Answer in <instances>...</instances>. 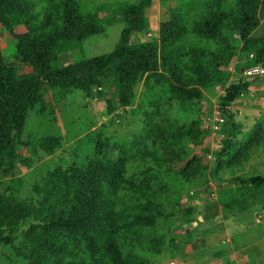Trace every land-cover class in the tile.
Returning <instances> with one entry per match:
<instances>
[{"label":"trees","instance_id":"trees-1","mask_svg":"<svg viewBox=\"0 0 264 264\" xmlns=\"http://www.w3.org/2000/svg\"><path fill=\"white\" fill-rule=\"evenodd\" d=\"M156 1L90 6L78 0H0V24L15 41V58L31 69L20 74L5 62L0 48V181L14 177L20 163L27 169L36 163L33 157L20 161L21 148L52 156L64 147L58 136L23 139L30 111L44 107L46 84L88 97L95 90L110 117L133 105L135 90L143 82L147 87L152 80L167 82L183 105L202 100L212 83L227 82L229 69L241 56L253 55L237 66L241 74L264 64V35L258 34L264 22V0H167L158 38L132 44L134 34L151 28L148 11ZM118 21L124 28L112 52L60 65L59 47L76 53L87 39L104 35ZM17 28L25 31L16 33ZM248 88V81L241 80L221 98L223 147L211 175L220 184L230 181L254 196L243 204L231 194L219 195L218 201L209 199V219L217 215L218 206L264 209V177L240 175L245 165L264 153V115L246 133L247 126L228 110ZM155 106L156 98L149 91L142 102L148 124L143 150L126 151L122 159L100 150L87 166L51 174L48 188L44 191L36 185L35 198L27 201L0 194V247H14L27 264H148L145 258L125 253L122 246L162 254L163 248L145 244V234L164 217L169 189H162L151 174L173 176L171 167L181 160L178 152L184 140L197 142L201 133L195 126L158 128L153 124ZM131 163L141 165L146 175L139 178L131 173ZM185 172L181 170L179 177L194 183L197 172ZM21 186V180L11 181L15 191ZM28 222L32 224L22 244L15 245Z\"/></svg>","mask_w":264,"mask_h":264},{"label":"rangeland","instance_id":"rangeland-1","mask_svg":"<svg viewBox=\"0 0 264 264\" xmlns=\"http://www.w3.org/2000/svg\"><path fill=\"white\" fill-rule=\"evenodd\" d=\"M85 1L90 6L93 4L112 3H135L139 0H78ZM167 0H157L148 11L151 20V28L140 34H134L132 44L149 41L158 38L159 27L165 18V5ZM124 24L118 21L108 28L104 35H96L85 41L76 53H65L59 47V63L68 66L77 58H93L112 52L120 41ZM24 28H17L16 33L24 32ZM258 34L264 35V22L258 30ZM0 48L2 49L5 62L16 67L20 74L30 72L31 69L15 58V41L12 36L0 24ZM249 58L241 56L238 64L228 71V81L225 83H212L205 91L204 98L195 103L185 102L180 105L177 98L171 94V88L167 82L152 80L151 87L143 82L136 88V99L128 109H121L114 115L107 117L103 112V100L97 96L95 90L91 97L85 93L72 90L69 92L54 89L49 84L43 87L44 107L38 105L30 111L23 139L42 138L46 136H58L64 141V147L54 155H45L36 148H21L20 161L33 157L36 163L30 169L19 164L14 177L0 181V194H14L19 201H27L35 198L34 187L42 186L45 191L49 186V177L57 170H68L71 167H84L89 164L101 150L104 154L115 159H122V154L136 148L143 150L148 124L144 121L142 102L147 100L148 92H153L156 98L154 108V125L158 128L175 130L194 127L201 133L200 139L195 142L184 140L182 152H178L181 160L177 165H172L173 176L153 172V178L158 183L169 189L166 199V211L161 221L148 233L145 234V244L166 251L170 245L177 244L179 237L184 243L185 236L199 233L202 228L200 217L203 216V207L207 206L209 199L218 201L219 195L231 194L241 198L242 204L251 201L253 192H241L238 186L228 181L218 183L211 175V170L216 164L217 153L222 149V136L220 127L223 118L220 113L221 98L226 90L233 84L245 80L237 66L243 65ZM249 88L242 96L232 103L228 110L233 114L236 121L243 122L251 130L252 125L257 123L264 115V77L248 80ZM200 142V143H199ZM134 148V149H133ZM134 161V160H131ZM136 162V161H134ZM137 163V162H136ZM131 173L139 178L146 175L141 165L131 163ZM181 170L189 175L196 171L194 183H187L179 177ZM138 173V174H137ZM244 178L256 176L264 177V153L250 164L245 165L241 174ZM21 180L22 186L15 191L10 188L11 181ZM155 185V183H154ZM167 193V192H166ZM165 194V192H164ZM219 217L241 214L243 217L254 220L256 212L245 211L243 205L234 210L218 207ZM200 223V224H199ZM32 223L23 225L15 239V245L20 246L24 239V233ZM217 227L213 226L212 229ZM256 233L260 229H254ZM180 234L178 238L175 236ZM178 236V235H177ZM179 245V244H177ZM127 254L145 258L148 264L152 263V255L144 250H132L122 246ZM162 252V253H163ZM161 258H165L160 256ZM166 258V262L169 261ZM174 264H177L174 261ZM0 264H27L18 257L12 246L0 247Z\"/></svg>","mask_w":264,"mask_h":264},{"label":"crops","instance_id":"crops-1","mask_svg":"<svg viewBox=\"0 0 264 264\" xmlns=\"http://www.w3.org/2000/svg\"><path fill=\"white\" fill-rule=\"evenodd\" d=\"M207 206L200 217L203 224L199 233L185 236L184 243L177 234L179 245L172 244L162 254L153 256L151 264H264V209L249 210L257 213L254 220L241 214L219 217V212L209 219L212 210ZM254 229L260 232L257 234Z\"/></svg>","mask_w":264,"mask_h":264},{"label":"built area","instance_id":"built-area-1","mask_svg":"<svg viewBox=\"0 0 264 264\" xmlns=\"http://www.w3.org/2000/svg\"><path fill=\"white\" fill-rule=\"evenodd\" d=\"M253 56V55H252ZM251 56V58H252ZM261 65L254 66L243 70V77L247 80L256 79L258 77H264V67ZM224 122V121H223ZM223 124V123H222ZM221 128V127H220ZM222 136V135H221Z\"/></svg>","mask_w":264,"mask_h":264},{"label":"water","instance_id":"water-1","mask_svg":"<svg viewBox=\"0 0 264 264\" xmlns=\"http://www.w3.org/2000/svg\"><path fill=\"white\" fill-rule=\"evenodd\" d=\"M262 66L264 67V64Z\"/></svg>","mask_w":264,"mask_h":264}]
</instances>
